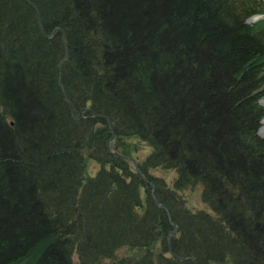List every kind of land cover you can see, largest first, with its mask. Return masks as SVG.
I'll return each mask as SVG.
<instances>
[{"label": "trees", "instance_id": "obj_1", "mask_svg": "<svg viewBox=\"0 0 264 264\" xmlns=\"http://www.w3.org/2000/svg\"><path fill=\"white\" fill-rule=\"evenodd\" d=\"M29 2L67 56L0 0V264H264V0Z\"/></svg>", "mask_w": 264, "mask_h": 264}, {"label": "rangeland", "instance_id": "obj_2", "mask_svg": "<svg viewBox=\"0 0 264 264\" xmlns=\"http://www.w3.org/2000/svg\"><path fill=\"white\" fill-rule=\"evenodd\" d=\"M259 19H261V16H255L253 18L251 17L246 20V23L251 24ZM257 106L261 108L264 114V94L262 95L260 100L257 101ZM256 136L259 139L264 138V115L257 123ZM125 145H126L125 148L129 151V155H127L128 157H131L134 161L136 160L137 162H139L143 158L146 152V147L143 144L138 143L135 140H125ZM111 146H112V142L110 143V147ZM96 169L97 167L93 162L85 161V170L87 176H92L96 171ZM153 174L164 178L166 181H169L171 178V175L167 172H154ZM186 206L189 207L190 209L200 208V204L197 198V192L192 191L188 195H186ZM117 255H124L131 257L134 256L135 253L129 250H121L117 253Z\"/></svg>", "mask_w": 264, "mask_h": 264}, {"label": "water", "instance_id": "obj_3", "mask_svg": "<svg viewBox=\"0 0 264 264\" xmlns=\"http://www.w3.org/2000/svg\"><path fill=\"white\" fill-rule=\"evenodd\" d=\"M26 2H27V4L32 8V10L34 11L35 19H36V22H37L38 28H39L41 34L44 35L43 30H42V27H41L40 20H39V17H38V13H37L36 9H35V8L33 7V5L29 2V0H26ZM55 33H59V34H60V42H61V44H62V46H63V56H62L61 60L59 61V63H58V67H57L58 72H59L60 67H61V64L63 63V61L66 59V56H67L66 49H65V47H64V34H63V32H62L61 30L56 29V30H54L51 34H49V35H44V36H45V38H50V37L53 36ZM69 108H70V114H71V116H72L73 118H75V119L80 118L82 113H86V112H87V113L91 114V116H92L93 118H95V119H101V120H103V121L105 122V124H106L108 130H109V131L111 132V134H112V137H111V139L109 140V142H108V144H107V148L110 150V148H111V147H110V143L112 142L113 137H114V136H113V124H112L107 118H105V117H103V116H101V115H96V114H94L93 112H91V111H89V110H86V109L81 110L76 116H74L73 111H72L70 105H69ZM109 153H111V154H113V155L119 157V158L122 159V160H126V161H128V162L132 165V167H133L134 171L136 172V174H137V175H140V173H139V171H138V169H137L136 163H135V161H134L131 157H128V156H118V155H116V154H115L114 152H112V151H109ZM155 205H156L158 208H163L161 205H158V204H155ZM174 230H175V227L172 225V231H171L170 234L168 235V237H167V241H169V238H170V236L172 235V233H173ZM169 254L172 256V254H171L170 251H169ZM175 259H176V260H179V261H184V260H185V259H183V258H177V257H175ZM190 261H191L192 264H194L192 260H190Z\"/></svg>", "mask_w": 264, "mask_h": 264}]
</instances>
